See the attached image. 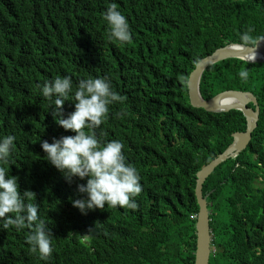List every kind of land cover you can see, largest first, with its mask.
Returning a JSON list of instances; mask_svg holds the SVG:
<instances>
[{"label":"trees","instance_id":"trees-1","mask_svg":"<svg viewBox=\"0 0 264 264\" xmlns=\"http://www.w3.org/2000/svg\"><path fill=\"white\" fill-rule=\"evenodd\" d=\"M109 2L0 0V136L16 137L3 166L21 192L35 193L54 246L41 261L28 251V229H0V264H194L196 173L246 122L239 111L191 107L188 77L202 58L239 44L243 32L264 36V0H114L132 37L120 46L107 38ZM242 68L246 81L238 77ZM65 75L74 87L80 79L107 77L125 97L93 131L101 142L119 140L137 169L136 210L106 206L82 214L71 201L84 197L76 189L87 178L66 181L46 160L40 141L74 133L55 123L40 86ZM229 90L251 93L259 115L247 148L203 184L209 264H264V64L228 59L203 72L204 100ZM71 111L65 101L63 115ZM90 228L92 240L84 246L81 235Z\"/></svg>","mask_w":264,"mask_h":264},{"label":"clouds","instance_id":"clouds-1","mask_svg":"<svg viewBox=\"0 0 264 264\" xmlns=\"http://www.w3.org/2000/svg\"><path fill=\"white\" fill-rule=\"evenodd\" d=\"M103 19L108 27L107 38L113 45L131 42L129 23L114 0L107 4ZM251 31L249 29L240 34V43L235 45L247 52L244 63L264 64L255 62L257 46L264 42V36H253ZM231 44L233 43L226 46ZM238 77L241 81H246L249 78L248 70L240 69ZM40 93L51 101L49 106L52 107L55 123L65 131L74 133L58 139L52 138L51 143L40 141L46 160L63 174L66 181H71L72 177L80 180L87 178L76 189L84 197L72 200V206L82 214L92 209H104L106 206L136 210L134 198L142 191L137 169L127 162L122 152L123 144L119 140L101 142L93 131L107 119L109 106L122 103L125 97L112 89L107 77L99 76L80 79L75 87L70 76H56L40 86ZM65 101L72 102L73 105V111L66 117L63 115ZM222 103L227 104L229 101ZM15 140L16 137L11 134L0 136V229H8L10 226L17 231L28 229L25 236L28 251L38 254L39 260L47 262L54 251L52 232L46 220L38 214L39 206L33 202L35 193L30 190L21 192L18 178L9 175L8 168L3 166L8 163ZM191 219L197 221V215H193ZM91 229L81 235L80 243L84 246L91 243ZM259 254L257 251V255Z\"/></svg>","mask_w":264,"mask_h":264},{"label":"water","instance_id":"water-1","mask_svg":"<svg viewBox=\"0 0 264 264\" xmlns=\"http://www.w3.org/2000/svg\"><path fill=\"white\" fill-rule=\"evenodd\" d=\"M256 51H264V42L259 43ZM246 57L247 52L238 48L235 44L217 49L211 55L202 58L196 64L187 81V95L191 107L202 109L205 112L213 114L239 111L245 118L246 122L245 130L243 132L232 134L231 144L228 145L220 155L196 173L194 194L198 206V213L195 225L196 248L194 253V264H208L212 242L209 227L210 213L208 212L206 195H203L202 193L203 184L218 166L229 160L235 159L247 148L251 140V135L257 127L259 114V107L256 98L250 93L229 90L217 94L208 100H204L199 92L200 78L202 73L208 67L217 62L227 59H239L244 61ZM255 62H264V52L263 57L256 59ZM225 100L229 101V103H220ZM249 105H252V107L250 108Z\"/></svg>","mask_w":264,"mask_h":264},{"label":"bare ground","instance_id":"bare-ground-1","mask_svg":"<svg viewBox=\"0 0 264 264\" xmlns=\"http://www.w3.org/2000/svg\"><path fill=\"white\" fill-rule=\"evenodd\" d=\"M263 52H264V51H259V52H257V59L263 57ZM220 103H222V101H221ZM146 222H147V221H146ZM148 222H149V220H148ZM146 225H147V224H146Z\"/></svg>","mask_w":264,"mask_h":264},{"label":"rangeland","instance_id":"rangeland-1","mask_svg":"<svg viewBox=\"0 0 264 264\" xmlns=\"http://www.w3.org/2000/svg\"><path fill=\"white\" fill-rule=\"evenodd\" d=\"M258 186H260V185L258 184Z\"/></svg>","mask_w":264,"mask_h":264}]
</instances>
